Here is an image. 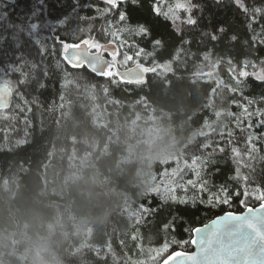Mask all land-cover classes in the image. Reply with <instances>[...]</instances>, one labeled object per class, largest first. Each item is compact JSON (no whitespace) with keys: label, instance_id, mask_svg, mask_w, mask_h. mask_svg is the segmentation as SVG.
Wrapping results in <instances>:
<instances>
[{"label":"trees","instance_id":"trees-1","mask_svg":"<svg viewBox=\"0 0 264 264\" xmlns=\"http://www.w3.org/2000/svg\"><path fill=\"white\" fill-rule=\"evenodd\" d=\"M193 2L200 8L192 12L194 26L184 22L186 12L174 22L156 10L158 0L121 4L110 14L93 10L99 0L0 1V80L13 91L12 104L0 108V264H158L165 241H189L170 251L191 249L195 225L259 202L248 197L242 205L241 194L229 205H207L223 184L241 193L246 183L248 191L264 185V137L254 141L258 151L248 159L245 136L236 128L241 120V126L248 123L249 113L254 125L257 113H264V83L258 81L264 79V0H242L240 8L236 0ZM34 8L40 14L29 20ZM124 9L128 19L120 23ZM253 16L259 22L252 25ZM221 25L224 31H218ZM141 27L150 37L136 34ZM55 37L112 41L121 52L119 68L137 61L154 68L142 84L67 68L56 56L40 57L34 42L49 49L55 44L58 56ZM156 40L162 43L154 46ZM139 48L146 51L137 56ZM128 54L133 60L125 63ZM44 63L47 86L38 90L32 76L40 77ZM25 75L30 83L18 86V100ZM15 99L20 106L13 109ZM229 130L249 166L237 165L240 179H229L236 165L226 149L205 169L209 191L186 185L195 179L188 172L187 191L177 187L175 194L189 206L165 203L161 194L172 195V177L185 160L209 156L218 141L224 146L221 134ZM250 131L259 134L264 127ZM203 144L212 147L202 151ZM159 186L160 194L153 191ZM172 221L175 237L162 229Z\"/></svg>","mask_w":264,"mask_h":264},{"label":"snow or ice","instance_id":"snow-or-ice-1","mask_svg":"<svg viewBox=\"0 0 264 264\" xmlns=\"http://www.w3.org/2000/svg\"><path fill=\"white\" fill-rule=\"evenodd\" d=\"M104 5H107L108 7L105 9L104 14H110L111 11L113 9L115 10H119V6L121 4H125V3H130L133 7H136L139 5L140 0H102ZM215 3H220L221 0H214ZM236 6L238 8H240V4L237 2ZM93 10L97 13L100 12V9L96 6H92ZM179 10H183L185 11L188 15L187 18L184 20V22H186L189 25H196L198 23L197 18L192 16V12L193 10H200L199 5L195 4L193 2V0H185L184 3H180L178 5ZM157 9H159V7H157ZM241 11H245L246 10V6L244 8L240 9ZM75 11V9H74ZM156 13L159 14L158 11H156ZM40 14V9H35L32 11V13L29 16V20H32L36 17H38ZM5 16L7 15L6 13L4 14ZM167 16V14H165ZM177 19H179V16L176 17ZM128 19V13H127V9H124L122 12L119 13L118 16V20L119 22H124ZM259 19L257 16H253L251 18V24H255L258 23ZM59 23L63 24L64 23V19L61 18ZM30 25V30L31 33H35V30L37 29L38 25L36 22H32L29 24ZM44 25L42 24L41 27H43ZM262 27H264V25H261ZM250 29V26H249ZM224 27L221 25L218 28V31H224ZM53 31H55V29L53 28ZM137 35L144 37V36H149L150 37V31L146 28V27H141L139 28V32L136 33ZM31 37V35H30ZM116 39H121V35H117ZM216 39L215 33L213 34V40ZM233 39H235V37H233ZM55 43H58L60 45V51L57 54L54 51L55 48V44L53 45V49H49L47 45H45L42 41L40 40H35V44L38 46L37 49L39 51V55L42 58H46L49 55L51 56H56L57 59L64 63L67 68H71V69H81V68H87L88 70L92 71L94 74H98L101 76L107 75L109 77H117L119 78V82L121 83H133L135 81H126L124 79V77L120 76V73L118 70L113 71V68L115 67V64H110L108 66V71L105 72H100V73H96L95 70V65L101 63L102 59L104 57H100V56H95L92 57L91 59L82 57L79 54V49L81 48V45L84 46H88L89 45V39L88 38H84V39H80L79 42H75V43H69L66 42L62 37H55L54 38ZM111 42V41H110ZM162 41L156 40L153 41V45H157V44H161ZM261 45H264V41L261 42ZM19 43H17L16 47H19ZM93 47H95L98 51H103L106 52L107 57H111L114 61L116 60V58H118L121 55V52L119 49H117L115 52L109 51L107 49H104L103 44L100 43L98 40L94 42ZM146 51L143 48H139V51H137L136 55L139 56L141 52ZM73 53V55H69V53ZM90 55V54H89ZM19 58V56H18ZM133 60V56L128 54L127 58L125 60V63H128L130 61ZM137 63H139V61H137ZM33 69L35 70L37 67H39L38 65H36L35 63H33ZM255 66V65H253ZM10 69H15L16 73L18 75H20L21 69L16 68L15 66L9 65ZM145 71H150L151 69H144ZM245 76L249 75L248 73H243ZM49 73H48V68L46 63L43 64L42 66V70H41V75L40 77H36L35 74L33 73L32 79L33 80H38L37 83V89L38 90H42L43 88H45L47 86V79H48ZM254 79H257V77H255L253 75ZM258 81L264 83V79H259ZM30 83V81L27 79V76H22L17 84V91L19 95H23L22 92H19V88L18 86L20 85H26ZM3 101H0V103H2ZM243 107V106H241ZM245 112H247V109H244ZM251 114L249 113L248 116H250ZM248 116H245L244 119L248 121V123L244 126H241L244 124V121L241 120L237 123L236 128L240 129L241 134H243L245 136V144L248 147V151L245 152L243 155L245 156V158L248 159H252L254 157H252V152L253 151H258L257 149V145L256 143H254V141H256L257 139H260L262 137H264V132H261L259 134L250 131V129L252 128H260V127H264V113H257V123L254 125L252 123L251 119H248ZM247 129V131H246ZM221 140L225 141L224 146H221L220 142L218 141L216 144V151L213 153H210L209 156L207 157H202L199 155H193L190 159V162L188 160H185L184 163V168H181L179 170V172H176L173 177H172V186L170 188V192L172 193V195H170L168 198H164V195L161 194L162 199L164 200L165 203H167V201L170 199L172 202H178L182 205L185 206H189L188 205V200L183 198V197H178L175 192H176V188L179 187L184 191H187V187L185 186V182H184V177L187 175L188 172H191L193 174V176L195 177V179H187L186 180V185H190L193 188H195L197 191L199 192H204V191H209L208 189V184L209 181L207 179H204V172L205 169L211 168L213 166H215L216 164H218L220 161L215 159L214 157L216 156L217 153L219 154H224L226 152V149H230V154L228 155V157L226 159H231L233 164L236 165L235 167V176H231L229 177L230 180H238L240 179V168L237 167L238 164L240 165H244L243 160H240L239 157L241 156V150L239 147H237L235 145V141H236V135L234 133L233 130H229L227 133H222L221 134ZM212 146L209 144H203L201 145V150H207L209 148H211ZM245 167H249L248 165H244ZM185 169H187V171H185ZM216 172L219 173V169H216ZM167 175V174H166ZM244 182L248 181V177L245 175L243 177ZM163 182V181H162ZM255 183V179H253V182ZM160 186L156 189H153V191L157 192L158 194H160ZM253 191L249 192L248 191V184H245V188L243 193H241L240 191H234L232 189H229L227 184H223L219 187V190L217 193L215 194H209L208 199H207V205L212 206L214 204H223V205H229L233 199L234 196H240L241 194L245 197V199H241L240 203L242 205H244L246 203V199L248 197H252L258 201H260L259 204V208L264 209V185H259L256 186L254 188H252ZM201 204H204L205 201H203L202 199L199 201ZM248 211H254L255 209L253 208H247ZM144 211H149L148 209H144ZM152 212L158 211V209H153L151 210ZM226 218H231V220L234 221H242L243 225H246L248 228L252 229L255 234H256V239H258L260 241V248L258 251V255L264 257V230H261V228H259L257 225L259 223L258 220H254V219H245L243 218L241 215H237L234 214L232 212H227L224 214V216L217 218L216 220H214L212 223L216 226L215 230L212 233V236L208 239L207 244L209 247H205L202 248L200 250L201 253H207L210 249L211 243L213 241V239L218 236L221 231H227L229 229V223L226 222ZM241 225L237 224V228H239ZM162 229L165 231H169L170 229L173 232V236L174 232H175V222L172 221L171 222V226L169 227L168 222H165L162 225ZM193 232H199L200 229L199 228H195L192 230ZM256 239H254L251 244L255 245L256 243ZM178 241V242H176ZM189 241H183V240H178L177 238H175V241L172 243H168L167 241L164 242L165 245V251L164 253L161 254V260H162V264H173V262L181 257H185L187 261H192L195 262L196 261V255L198 253L195 254H188L185 253L183 251H170V249L173 247V245L179 247L185 243H188ZM190 243L195 244L196 240L195 238H193ZM205 241L201 240V244H204ZM183 264V261H182ZM218 264H228V261L226 260H220L218 261ZM248 264H251V262H248Z\"/></svg>","mask_w":264,"mask_h":264},{"label":"water","instance_id":"water-1","mask_svg":"<svg viewBox=\"0 0 264 264\" xmlns=\"http://www.w3.org/2000/svg\"><path fill=\"white\" fill-rule=\"evenodd\" d=\"M3 2H14L15 0H0ZM79 42V41H77ZM75 43V42H70ZM104 49L115 52L117 50V46L114 42H103ZM93 44L89 43L88 46L81 45V48L78 50L79 54L82 57L91 59L95 56L104 57L101 63L95 65L96 73L107 72L108 66L110 64H115L113 71L118 70L121 77H124L126 81H135L134 84H142L146 80L147 72L144 69H153V65L145 64V63H135L130 66L119 68L117 66L116 61L107 57L105 52L98 51L96 48L91 49ZM90 54V55H89ZM69 55H73V53H69ZM0 108L8 107L12 101V92L9 86L5 85L4 82L0 80ZM259 204L255 205H245L243 209L239 211L234 210H225L221 213L213 216L207 221L195 225L193 229L199 228V232L191 231L190 241L195 238L196 243H191V249H182L176 248L172 251H183L188 254H195L196 261H187L185 257H181L176 259L173 264H218L220 260L228 261V264H264V257L258 255V251L260 248V241L256 239L255 232L248 228L246 225H243L242 221H234L231 218H226V222L229 223V229L227 231H221V233L216 236L210 246V249L207 253H201L200 250L205 247H209L207 244L208 239L212 236L213 231L216 226L212 223L219 217L224 216L227 212H232L237 215H241L245 219H254L258 220V227L261 230H264V209L259 208ZM253 208L254 211H248L247 208ZM237 224L241 226L237 228ZM256 239L255 245H252L251 242ZM201 240H204L205 243L201 244ZM158 264H162V260L160 259Z\"/></svg>","mask_w":264,"mask_h":264},{"label":"rangeland","instance_id":"rangeland-1","mask_svg":"<svg viewBox=\"0 0 264 264\" xmlns=\"http://www.w3.org/2000/svg\"><path fill=\"white\" fill-rule=\"evenodd\" d=\"M100 1V5L97 6L99 7L100 9V14H103L105 9L108 7L107 5H104L102 0H99ZM239 4H242V0H236ZM185 0H158V3H157V6L155 5V9L156 10H159V11H162L167 14L170 18L173 19V21L175 22L176 21V17L178 16V13L180 11H183V10H179L178 8V5L180 3H184ZM2 3H4L2 1ZM157 7H159V9H157ZM185 13V11H183ZM111 58V57H110ZM112 59V58H111ZM116 61V60H115ZM4 82V81H3ZM6 85V83H5ZM16 93H17V96H16ZM15 96L16 98L18 97V100H20V95L18 94L17 91H15ZM16 106H20L19 103H17L16 99H15V102L13 104V109L14 107ZM253 190L249 191V192H252Z\"/></svg>","mask_w":264,"mask_h":264},{"label":"bare ground","instance_id":"bare-ground-1","mask_svg":"<svg viewBox=\"0 0 264 264\" xmlns=\"http://www.w3.org/2000/svg\"><path fill=\"white\" fill-rule=\"evenodd\" d=\"M4 3H9V2H4ZM11 3H13V2H11ZM89 43H90V42H89ZM91 44H92V43H91ZM94 48H95V47H92L91 49H94ZM153 68H154V67H153ZM150 71H151V70H150ZM10 89H11V88H10ZM11 92H12V101H13V91L11 90ZM12 101H11V104H12ZM11 104H10V105H11ZM10 105H9V106H10ZM9 106H8V107H9ZM4 108H6V107H4ZM259 202H260V201H259ZM259 202H258V203H259ZM258 203H257V204H258ZM253 205H255V204H253Z\"/></svg>","mask_w":264,"mask_h":264},{"label":"flooded vegetation","instance_id":"flooded-vegetation-1","mask_svg":"<svg viewBox=\"0 0 264 264\" xmlns=\"http://www.w3.org/2000/svg\"><path fill=\"white\" fill-rule=\"evenodd\" d=\"M105 54H106V52H105Z\"/></svg>","mask_w":264,"mask_h":264}]
</instances>
